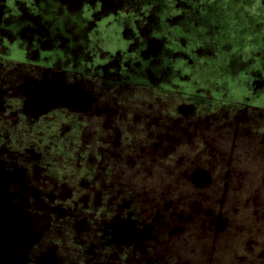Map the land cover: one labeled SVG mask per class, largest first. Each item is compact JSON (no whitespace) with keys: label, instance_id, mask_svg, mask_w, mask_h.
<instances>
[{"label":"rangeland","instance_id":"1","mask_svg":"<svg viewBox=\"0 0 264 264\" xmlns=\"http://www.w3.org/2000/svg\"><path fill=\"white\" fill-rule=\"evenodd\" d=\"M9 1L0 264H264V0H143L93 58L70 1Z\"/></svg>","mask_w":264,"mask_h":264},{"label":"flooded vegetation","instance_id":"2","mask_svg":"<svg viewBox=\"0 0 264 264\" xmlns=\"http://www.w3.org/2000/svg\"><path fill=\"white\" fill-rule=\"evenodd\" d=\"M68 1H70L69 3L71 4L73 14H74V12H78L77 16L74 19L75 25L71 22V20L69 22H67L66 20H64V21L61 20L62 23L61 22L60 23L62 25L64 24L65 26L67 23H70V25L73 28V31H74L73 36L75 39V43L72 44V46H74L73 49L80 50L84 54H89V52H90L89 56L91 58H93V51L92 50H96V52L98 51L97 46L95 45V42L92 39V36H93V34H96L97 28L100 27V26L96 25L97 23H99V21H102V27H104L105 23L110 22L109 19L114 18L115 20H113V21L114 22L116 21L118 23V26H116V27L119 30H122L119 28V26H120L119 20H120V17H122L124 13H126V14H128V16H130V18H131L129 21L130 24L133 22H136V24H139V23H141V20H143L144 18L147 17L148 12L150 11L146 7V5L142 4L144 2L143 0H132L133 3H130V0H68ZM174 1L175 0H169V2H171V3ZM9 2L10 3H8V5H7L8 6L7 9L9 10V13L6 14L7 15L6 20L5 19L3 20V23L5 24V26L10 21L12 24L14 22L13 16L15 14H14V11L12 12L11 10H14V7L16 4L14 5V3H15L14 0L13 1L10 0ZM25 3L28 4V2H26V1H25ZM28 6H30V5L28 4ZM25 9L26 8H24V10ZM30 9H31V7H30ZM64 11L66 12L67 10L64 9ZM201 13H202V11H201ZM199 14H200V11H199ZM183 16L186 17V19L191 18V17H188L189 15L188 16L184 15V13H183ZM106 19H108L107 22H106ZM187 22L189 23V20H187ZM25 23H26V20H25ZM181 23L186 24V22H184L182 20H181ZM202 23H206V21H202ZM122 25H123L122 26L123 27V33L122 34H123L124 38L121 39V41H123V40L126 41V39H128L127 40L128 48H130V46L132 44H134V45L138 44L139 37H133V34L131 36L129 33L131 31L130 30L131 27L129 28V30H127L128 35L126 36L124 33H126V29L128 28V24L126 22L125 23L123 22ZM27 26L30 27L28 24H27ZM169 34H170V32L166 33L165 35H169ZM3 35H5L7 37L12 36L9 33L7 34L5 32V30H4ZM14 37H16V36H13L12 38H14ZM32 39H33L32 40L33 42L38 40V38L35 34H34V37H32ZM132 39H133V41H132ZM161 40H163V39H161ZM170 45H173L172 42H170L169 46H168L171 49ZM161 47L162 46L160 45L157 48L155 47L154 49H156L158 51L161 49ZM185 47H187L186 44H185ZM128 48L122 49L124 51L123 55H122V52H120V50H116L114 52V55L116 53L117 55H119L121 57V59L123 61H126L125 58H126L128 50H129ZM195 50H199V47ZM110 52L111 51H109V55H108L107 59H109L111 56H114V55H111ZM85 59H86V57H85ZM92 61H93V59H92ZM124 70H125V68H124Z\"/></svg>","mask_w":264,"mask_h":264},{"label":"trees","instance_id":"3","mask_svg":"<svg viewBox=\"0 0 264 264\" xmlns=\"http://www.w3.org/2000/svg\"><path fill=\"white\" fill-rule=\"evenodd\" d=\"M211 1H214V0H211ZM203 11H204V10H203ZM200 14H201V13H200ZM206 15H209V13L206 12V11H204V13H202L201 16H199V18H201V17L203 16V19H204V20H202V21H206V20H205V16H206Z\"/></svg>","mask_w":264,"mask_h":264}]
</instances>
